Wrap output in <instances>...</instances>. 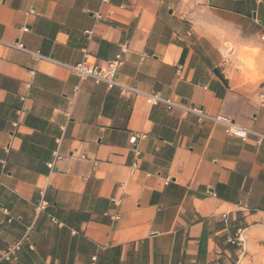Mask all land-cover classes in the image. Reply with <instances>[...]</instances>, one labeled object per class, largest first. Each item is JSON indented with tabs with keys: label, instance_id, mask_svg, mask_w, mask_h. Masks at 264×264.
<instances>
[{
	"label": "crops",
	"instance_id": "obj_1",
	"mask_svg": "<svg viewBox=\"0 0 264 264\" xmlns=\"http://www.w3.org/2000/svg\"><path fill=\"white\" fill-rule=\"evenodd\" d=\"M262 36L264 0H0V253L21 241L0 264H220L264 239ZM122 45L118 83L203 116L64 66Z\"/></svg>",
	"mask_w": 264,
	"mask_h": 264
},
{
	"label": "built area",
	"instance_id": "obj_2",
	"mask_svg": "<svg viewBox=\"0 0 264 264\" xmlns=\"http://www.w3.org/2000/svg\"><path fill=\"white\" fill-rule=\"evenodd\" d=\"M97 18H101V14H97ZM23 31H27V28H22ZM86 33H90V32H86ZM264 41V36L261 37ZM3 45L7 48H11V49H16V50H20L23 52H26L28 54H31L32 56H34L37 59L43 58L42 56H40L37 53H33L28 51L24 44L22 42L16 41L13 43H3ZM128 48L125 45H122L119 52L117 54L114 55L113 58L111 59H107V60H102V61H94L91 62L90 60H88V55L85 54L84 55V60L81 61L78 64L75 65H64L65 67H67L68 69H70L72 72H74L79 78L84 79V78H91L94 82L96 83H100V82H104L105 84H107V86L112 87V86H118L120 87L121 92H132L136 95H143L147 102L150 104H157V103H163L167 109H171L173 107H178L183 109L186 112H192L195 113L199 116H203V112L201 109H199L198 107H194V106H180L174 102H172L170 99L168 98H164L159 96L158 94L154 93V94H143L141 92H139L137 89H135L134 87H127L124 86L120 83L117 82V75H118V71L119 68L122 66L123 64V60H124V54L127 52ZM261 97V103H264V98L263 95H260ZM218 121H220L225 129V132L230 135V136H235V137H239L242 140H246L249 136L254 135L257 136L259 138H263V136H260L258 134H255L254 132L240 126L239 124L235 123L233 120L225 118V117H218L217 118ZM140 135H133L132 136V142L134 143L137 138H139ZM57 142H59V140H57ZM81 158H86L84 156H81ZM60 159L59 154H57V152H54L53 154V159L47 163V166L49 169H54L55 168V162L57 160ZM94 163H96V161H94ZM135 163L132 164V168H135ZM114 203L117 205L118 202L116 200H114ZM47 205V202L45 200H41L38 203V208L39 209H44ZM244 231L239 230V233L235 236V238L229 240L230 243L232 244H236L238 246V257L242 258V256L245 254L246 252V241L245 238L243 237ZM21 245V241H17L14 242L10 245H8L4 250H2V252L0 253V262L3 260H11L15 257L17 250L20 248Z\"/></svg>",
	"mask_w": 264,
	"mask_h": 264
},
{
	"label": "rangeland",
	"instance_id": "obj_3",
	"mask_svg": "<svg viewBox=\"0 0 264 264\" xmlns=\"http://www.w3.org/2000/svg\"><path fill=\"white\" fill-rule=\"evenodd\" d=\"M247 65L251 66V60L247 61ZM234 245L238 248L236 244ZM238 255L229 262L220 264H264V239H260L256 244L246 245V252L242 258Z\"/></svg>",
	"mask_w": 264,
	"mask_h": 264
},
{
	"label": "bare ground",
	"instance_id": "obj_4",
	"mask_svg": "<svg viewBox=\"0 0 264 264\" xmlns=\"http://www.w3.org/2000/svg\"><path fill=\"white\" fill-rule=\"evenodd\" d=\"M246 240V239H245Z\"/></svg>",
	"mask_w": 264,
	"mask_h": 264
}]
</instances>
